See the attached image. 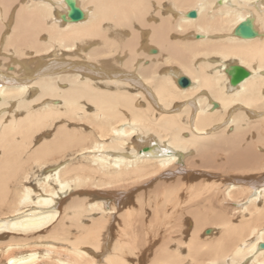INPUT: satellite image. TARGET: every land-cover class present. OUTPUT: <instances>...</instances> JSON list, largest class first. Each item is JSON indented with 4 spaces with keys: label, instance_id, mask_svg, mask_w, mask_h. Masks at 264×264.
I'll use <instances>...</instances> for the list:
<instances>
[{
    "label": "bare ground",
    "instance_id": "bare-ground-1",
    "mask_svg": "<svg viewBox=\"0 0 264 264\" xmlns=\"http://www.w3.org/2000/svg\"><path fill=\"white\" fill-rule=\"evenodd\" d=\"M0 235V264H264V0H0Z\"/></svg>",
    "mask_w": 264,
    "mask_h": 264
},
{
    "label": "water",
    "instance_id": "water-1",
    "mask_svg": "<svg viewBox=\"0 0 264 264\" xmlns=\"http://www.w3.org/2000/svg\"><path fill=\"white\" fill-rule=\"evenodd\" d=\"M72 11H73L71 14L72 17H75L76 19L81 18L80 11H78L75 8H73ZM191 16H194V13H191ZM241 29L246 30V33H244V34L247 36H250L252 34L251 29H249L247 26L242 25ZM232 70H233V73H232V76L230 79V82L232 85H237L238 83H240L242 80H244L248 76L247 71L245 69H243L242 67L235 66V67H233ZM186 84H187V82L184 79H182L181 85H186Z\"/></svg>",
    "mask_w": 264,
    "mask_h": 264
},
{
    "label": "rangeland",
    "instance_id": "rangeland-1",
    "mask_svg": "<svg viewBox=\"0 0 264 264\" xmlns=\"http://www.w3.org/2000/svg\"><path fill=\"white\" fill-rule=\"evenodd\" d=\"M178 170H179V171H178L179 173H176V175H179V174L181 175L182 173H183L182 175H184V174H186V173H187L186 175H188V174H192V173H190L189 171H188V172H187V171L184 172L183 169H182L181 167H180ZM161 174H163V173H161ZM141 186H142L141 188H145L144 185H141ZM135 189H137V188H135ZM135 189H134V190H135ZM134 192H135V191H134ZM6 235H9V234H6ZM0 236H1L0 241H4V242H5L4 239H6V240L8 239V237H6L5 235H0Z\"/></svg>",
    "mask_w": 264,
    "mask_h": 264
}]
</instances>
